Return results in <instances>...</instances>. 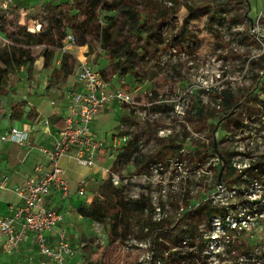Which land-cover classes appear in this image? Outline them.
I'll return each instance as SVG.
<instances>
[{
  "label": "rangeland",
  "instance_id": "1",
  "mask_svg": "<svg viewBox=\"0 0 264 264\" xmlns=\"http://www.w3.org/2000/svg\"><path fill=\"white\" fill-rule=\"evenodd\" d=\"M64 1L66 0H13L7 9H0V22L4 27V31L0 30V47L14 44L12 35L17 30V26H24L27 32L39 31L41 25L46 23L42 11H49L55 7L54 5ZM171 1L168 0L169 4ZM176 1L182 14L165 28L167 32L175 30L181 25L186 4L197 6L206 1L218 3L221 0ZM249 1L251 22L238 21L241 23L225 24L224 21H226L227 16L218 12L219 10L214 12L213 17L216 19L212 22V27L218 33L219 38L211 43L206 33L207 19L205 16L198 17L190 24V29L200 39L193 53L183 52V50L176 51L172 46L162 48L156 55H147L140 64H137L133 74L127 73L120 76L116 68L110 64L106 54L108 47L113 45L114 40H121L122 38L121 15L116 12H113V15H118V19L111 24L101 18L102 26L108 27L107 32L101 33L99 36L88 37V46H80L74 50L75 70L83 56L96 71L112 79L115 86L132 91L139 89L134 92L137 100L148 102L150 100L149 93L152 92L155 97L161 95V99H166L168 107L173 108L174 105L179 104L180 109L185 111V114L172 113V117L170 116L171 111H166L155 122L140 124L138 119H133L132 115H128L125 108L120 106L107 110L93 123L99 137L107 140L111 139L113 133L119 132L122 127H125L132 133L133 137L140 138L145 142L144 154L164 148V153L161 154L162 159L174 155L179 149L178 147L186 143L188 145L194 143L196 147L199 145L203 151L205 150V155L200 159L196 153L191 151L195 150V146L192 149L188 148L191 151L190 157L187 159L188 164L195 169L199 164L202 172L192 176L190 181L179 187L181 190L185 188V193L168 192L165 203L168 206L166 210L167 220L179 216L178 209L182 204L191 209V205L197 203L196 200L210 197L218 189L216 179L221 164L220 166L216 165L217 156L213 150L212 141L214 143L216 141V146L220 150L230 153L228 155L231 166L234 167V156L240 144L234 142L235 132L229 139L226 136L233 129V125L236 126L243 120L244 113L250 114L260 111L257 105L261 100H264V89L259 88V84L264 88V60H259L260 55L264 54V0ZM103 11L112 13L109 7H104ZM221 19H224L222 24L219 22ZM42 46L39 44L32 48V54L36 56L34 63L15 67L14 72L9 76L6 87L11 91L7 95H0L1 124L10 119L2 114L3 110H10L15 102L24 100V98L30 103L39 105L44 116L56 109L58 110L57 106L51 105V101L55 100L60 103L62 90H53L49 94L43 95L40 93L42 86L39 84H43L50 70L59 65L58 62L61 60L63 51L61 49L56 51L51 68L48 70L44 67V56L40 53ZM251 59L257 60V63L253 65ZM1 64L3 65L0 61V66ZM257 75L260 76L259 82L255 90L249 94V99L244 104L241 114L224 122L220 129L217 126L215 128L216 135L213 138L211 124L217 123L219 116L225 111L219 104V87L232 91L237 100H241L244 92L251 89V85L256 84ZM74 76L72 74L69 79L72 80ZM200 108L203 109L202 117H198L194 112ZM16 121L18 124L20 123L19 119ZM160 128H172L173 132L168 136H160L158 134ZM144 129L149 132H145ZM169 140H173V143L177 145L176 148L167 146ZM237 141L239 142V140ZM240 143L245 144V139L241 137ZM22 147L23 145H19L20 151L26 155L27 151L23 150ZM31 158L34 159L36 165V155H32ZM61 165L65 168L68 180L74 181L75 184L86 177H91L93 180V184L88 183L87 196H78L77 187H75L72 192L74 202H77V199L81 203L85 200L91 202L95 199H101L100 188L105 182L98 174L97 167L90 168L79 165L68 158H63ZM206 168L211 172L203 173ZM145 169V164L142 168H136L134 164H130L121 172L141 174ZM138 182L145 185L150 184L148 181L143 182L139 177ZM4 194L5 191L0 189V197ZM126 194L128 195V193ZM78 205L79 203H76L75 206ZM69 214L66 219L70 231L73 232L77 230L75 224L76 211L71 210ZM139 219V217L133 218L132 226H135ZM85 222L87 223L82 224V226L79 225L80 228L77 231L81 232V236L74 243V252L66 264H92V261H95L96 264H154L155 257L153 251L149 249V241H140L134 237V234L129 235L130 232L135 233L136 230L130 229L124 236V225L122 224L113 230L111 224L108 223L86 219ZM202 226H200L201 229L207 227ZM237 239L244 245L251 246L253 250L258 248L264 251V219H257ZM103 249H105L104 253H102ZM0 264H5V262L0 260Z\"/></svg>",
  "mask_w": 264,
  "mask_h": 264
},
{
  "label": "built area",
  "instance_id": "2",
  "mask_svg": "<svg viewBox=\"0 0 264 264\" xmlns=\"http://www.w3.org/2000/svg\"><path fill=\"white\" fill-rule=\"evenodd\" d=\"M12 2L0 0V9H7ZM63 42V52L75 55V48L80 47L75 34L71 32ZM74 75L65 84L60 103L51 101L52 106L61 108L65 126L52 134L51 147H39L43 160L35 165L33 173L22 183L12 186L10 174L0 171V189L13 191L19 199V204L12 207L9 215H0V247L10 255H19L23 244L32 237L34 251L27 256L29 264H66L74 252L66 231L60 229L64 216L49 202L54 193L60 194L63 199L72 197L65 168L61 165L63 158L90 168L97 167L103 182L109 181L114 187L124 189L128 198L137 199L141 194L151 197L153 220L157 222L167 216L168 206L165 203L168 192L185 193V188L181 190L179 187L202 172L199 164L195 169L187 162L191 151L195 153V150L188 149L196 146L194 143L178 147L174 155L149 161L141 174L116 170L119 155L126 151L132 140H137L140 152H143L145 142L133 137L125 127L113 133L110 140L99 137L93 126L97 117L111 108L123 106L128 115L138 119L140 124H145L155 122L166 111H171V117L172 113L185 114V111L180 109L179 104L168 107L166 99H161V95L155 97L152 92L149 93L148 102L137 100L134 92L139 89L132 91L115 86L112 79L90 66L86 58L79 61ZM257 106L259 112L244 113L240 124L233 125L226 136L229 139L235 132L234 142L240 144L233 163L239 178L228 186L218 185V189L210 196L213 203L226 207L222 216L214 217L209 223L212 230L207 235L210 241L206 252L210 254L209 261L212 264H262L259 256L264 251L261 249H254V253L247 256L237 253L233 248L234 243L240 241L237 239L239 235L247 231L257 219H264V170L256 164L259 155L264 153V107L261 103ZM34 122V127H50L48 117H37ZM28 125L27 122L23 128L10 126L0 134V140L27 145L33 128L30 130ZM172 132V128L158 129L160 136H168ZM241 137L245 139L243 145L240 143ZM216 156V165L220 166L221 159L219 155ZM209 172L206 168L203 173ZM138 177L150 184L138 182ZM88 183L87 178L78 182V196H87ZM133 186L135 190L132 191ZM179 209V215L185 212L183 204ZM55 229L56 235L51 239L48 232ZM229 247H232L231 254L227 252ZM232 255L235 257L232 258Z\"/></svg>",
  "mask_w": 264,
  "mask_h": 264
},
{
  "label": "trees",
  "instance_id": "3",
  "mask_svg": "<svg viewBox=\"0 0 264 264\" xmlns=\"http://www.w3.org/2000/svg\"><path fill=\"white\" fill-rule=\"evenodd\" d=\"M177 5L176 0L171 1L170 4L168 0H66L54 5L55 7L49 11H42L46 23L41 25L39 31L27 32L24 26H17V30L12 35L15 45L0 47V61L3 63L0 66V95H7L11 91L6 87V83L15 67L34 63L36 56L32 54V48L39 44L43 45L40 53L44 56V67L51 68L56 51L63 48V41L68 33L75 34L78 46H86L88 37L99 36L107 32L108 27L102 26L101 18L108 24L118 19V15H113V12L121 15L122 38L114 40L106 54L110 64L116 68L120 76L135 73L134 69L137 64H140L147 55H156L158 51L168 46H172L176 51L183 50V52L193 53L200 39L190 29V24L198 17H206V33L211 43L219 38L218 33L212 27V22L216 19L213 17L214 12L219 10L218 12L227 16L225 24L252 21L249 15L251 10L249 0H221L218 3L206 1L197 6L186 4L181 25L167 32L165 28L182 14ZM104 7H109L112 13H105ZM223 20L219 22L222 24ZM0 30L4 31L1 22ZM259 60H264V54L260 55ZM251 62L254 65L257 60L251 59ZM75 63L76 58L73 53H62L60 64L52 69L47 80L46 94L53 90L64 92L63 86L74 74ZM259 77V75L256 76V84L251 85V89L244 92L241 100H237L233 92L228 89L219 91L220 105L225 111L219 116L217 123L211 124L213 138L216 135V126L220 129L224 122L241 114L244 104L249 99V94L255 90L259 82ZM259 88L264 89L261 84ZM260 103L264 107V100ZM28 105L27 100H21L12 105L10 122L21 120L23 117H26L28 122L34 121L38 117V112ZM194 112L198 117L203 115L201 108ZM49 123L57 129L65 126L64 119L58 113L49 117ZM144 131L149 132L146 129ZM160 140L163 141L162 138ZM212 144L214 152L221 159V168L224 167L220 180L221 168L218 169L217 185L228 186L239 178L237 170L231 166L228 155L230 153L220 150L218 146L216 150L213 141ZM167 146L176 148L177 145L173 143V140H169ZM162 153H164V148L144 154L140 152L138 142L134 139L126 151L119 155L115 169L122 170L132 163L136 168H142L144 164L146 167L149 161L160 159ZM195 153L201 159L205 155V150L203 151L198 145ZM256 164L261 167L262 171L264 170V153L259 155ZM100 195L101 199H95L89 205H80L77 208L78 214L88 220L111 224L113 230L122 224L124 225V236L130 229L136 230L135 233L130 232L129 235L134 234V237L140 241H149V249L153 251L155 257L154 264H212L209 261L210 254L206 252L210 241L207 235L212 230L209 223L214 217L224 214L225 206L213 203L210 197H204L202 200H196L197 203L191 205V209L185 207V212L172 220H167L166 217L161 222H157L153 220V205L148 195L141 194L137 199L128 198L124 189L114 187L109 181L101 185ZM135 217L140 219L137 221V226H132ZM202 225L207 226L206 229H201ZM233 248L242 255L251 256L254 253L251 246L248 247L241 241L234 243ZM104 252L105 249L102 250V253ZM227 252L231 254L232 247H229ZM234 257L232 255V258ZM259 258L264 264V254ZM92 264L96 262L92 261Z\"/></svg>",
  "mask_w": 264,
  "mask_h": 264
},
{
  "label": "crops",
  "instance_id": "4",
  "mask_svg": "<svg viewBox=\"0 0 264 264\" xmlns=\"http://www.w3.org/2000/svg\"><path fill=\"white\" fill-rule=\"evenodd\" d=\"M33 30V28H32ZM60 64V61L58 62ZM49 70V68H47ZM52 70H50L49 75L46 77V80L43 84H39L42 86L40 93L45 94V86L47 83V80L51 74ZM71 80V79H69ZM24 100H27L24 98ZM28 101V100H27ZM18 102V101H17ZM16 103V102H15ZM14 103V104H15ZM13 104V105H14ZM29 107L34 108L38 112V117H50L54 113H58L61 116V108L58 107V110L52 111L50 114L45 115L43 114V111L41 110L40 106L37 104L30 103L28 101ZM11 108V107H10ZM9 109V108H8ZM10 110H3V115L8 118V113ZM62 117V116H61ZM35 121V120H34ZM34 121H27L26 117H23L20 120V123L18 124L17 121L10 122L5 120L4 124L0 125V134L10 126H16V127H25L27 126V122L29 123L28 128L31 130V137L30 142L27 145H24L22 147L23 150H26V155L23 154L20 149L19 145L11 142H4L0 140V171L9 173L11 176V184L17 185L22 183L29 175L33 173L34 167H35V161L31 158L32 155H36L37 163L43 160V155L39 150V147H51L53 142L52 134H54L57 130L55 127H34ZM29 149V151H28ZM89 181V184H93V180L91 177H86ZM79 182V181H78ZM78 182L75 184V182L70 183L71 191L75 190V187H77ZM74 183V184H73ZM88 184V186H89ZM72 186V187H71ZM5 194L0 197V215H9L11 213V209L14 206H17L19 204V199L15 195V193L11 190H4ZM73 194V193H72ZM15 198H14V196ZM17 198V199H16ZM77 202H74V196L69 197L66 199H63L60 194L54 193L52 197L49 199L50 204L57 208L64 216L63 223L60 225V229H64L68 235L69 240L72 243V246L74 247V243H76L77 238L81 236V232L77 231L82 224L87 223L85 222L84 217L78 214L77 208L82 205L86 204L89 205L91 202L84 201L81 203L79 199L76 200ZM76 203H79L78 206H75ZM81 203V204H80ZM74 206V209H73ZM75 210L77 218L75 219L76 224V231H70V228L68 227L67 222V216L70 215V211ZM88 220V219H86ZM80 225V226H79ZM57 230L48 232V236L53 239L56 235ZM73 235V237H72ZM34 251V244L33 239L30 237L22 246L21 254L19 255H10L6 253L1 247H0V260H3L5 264H29L27 260V256L31 254ZM70 258V257H69ZM67 259V261L69 260Z\"/></svg>",
  "mask_w": 264,
  "mask_h": 264
},
{
  "label": "water",
  "instance_id": "5",
  "mask_svg": "<svg viewBox=\"0 0 264 264\" xmlns=\"http://www.w3.org/2000/svg\"><path fill=\"white\" fill-rule=\"evenodd\" d=\"M216 128H217V126H216ZM214 146H215V149L217 150L216 141H215V143H214ZM223 170H224V167H222L221 170H220V173H219V180L221 179V176H222Z\"/></svg>",
  "mask_w": 264,
  "mask_h": 264
},
{
  "label": "bare ground",
  "instance_id": "6",
  "mask_svg": "<svg viewBox=\"0 0 264 264\" xmlns=\"http://www.w3.org/2000/svg\"><path fill=\"white\" fill-rule=\"evenodd\" d=\"M78 55V54H77ZM82 60H84V57L82 56V58H81Z\"/></svg>",
  "mask_w": 264,
  "mask_h": 264
}]
</instances>
